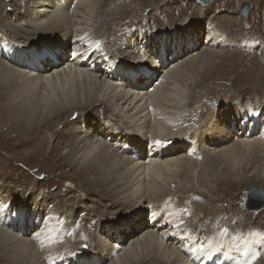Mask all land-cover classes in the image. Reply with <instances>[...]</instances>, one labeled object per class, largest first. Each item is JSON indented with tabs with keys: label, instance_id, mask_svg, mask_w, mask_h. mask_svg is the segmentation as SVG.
<instances>
[{
	"label": "bare ground",
	"instance_id": "6f19581e",
	"mask_svg": "<svg viewBox=\"0 0 264 264\" xmlns=\"http://www.w3.org/2000/svg\"><path fill=\"white\" fill-rule=\"evenodd\" d=\"M109 3L110 0H31L28 4L26 2V12H20L21 17L12 12L4 16L5 9L0 6V30L14 39L4 38L3 34L0 36V102H8L5 108H8L10 114L20 109L25 116L12 124L22 132V138L16 143L28 145L30 150L33 145V150L39 149L41 152L52 148L54 151L55 147L60 148L62 142H65L61 148H68L65 154L70 165L79 169L78 173L94 175L92 181L95 186L81 189L85 193L95 190L106 198L105 201H111L112 207H108L110 213L127 212L114 218L109 215L105 206L98 204L102 200H94L96 203H92L101 209L99 214L104 225L102 237L98 239L101 250L94 254L87 251L83 254L76 253L77 260L74 264L103 262L108 237H112L114 241L110 254L114 251L115 256L111 264H132L129 260H134V264H146L149 261L145 260L147 258L155 264H236L238 258L230 256L231 254L219 256L211 249L202 256L204 242L200 241L203 242L201 246L196 236L187 228L178 227L183 220V217L182 220L179 217L181 212L178 206L171 200L161 204H156L155 201L159 200V195L168 192L169 181L175 178V182L177 175L184 176L188 182L189 178L191 181L197 178L202 183L199 187H207L209 178H203L206 172L216 175L222 171L223 175L228 173L235 176L234 173L243 171L244 166L253 159L264 164V121L261 115H241L242 109L233 110L232 106L226 104L222 106V110L214 113L215 117L208 116L204 122L206 126H200L199 131L186 134L183 127L190 109L192 113L194 111L190 107L193 103L190 106L188 104L191 83L196 81L200 73L209 72L219 63L218 68H225V54L231 49L226 44L229 40L225 39V29L236 38L235 42L243 36V29L238 28L236 20L225 15L215 16L210 22L204 21L201 25L197 22L183 24L185 28L177 29L176 26L169 25L166 30L155 33L152 39H145L142 35L138 39L135 36L134 43L129 45L131 50L122 52L123 55L129 54L123 61L121 55L118 56L110 49L111 45L106 44L103 36L94 35L93 29L96 28L91 24L104 13V7ZM98 5L102 9L99 14L96 13ZM69 11L74 13L70 14ZM74 15L78 17L75 18ZM73 19L77 22L73 21L75 27H83L82 33L77 35L79 40L71 43ZM107 23L102 21L100 24L106 27ZM244 25L251 26L248 18H245ZM34 37V42L23 44ZM140 43L143 47L139 46ZM137 56L143 59L134 63L132 60L137 59ZM217 78L222 79L223 76ZM258 84L264 87L260 80ZM32 96L35 98L31 99ZM26 97L31 99L29 104H25L29 100ZM197 107H202V103L197 104ZM94 110L98 112L95 113ZM101 110L107 111L108 115L102 117ZM72 114H77L78 118L68 123L71 128L70 138L67 141L57 140L59 136H69V131H58V136L54 138L57 124L61 123L62 118L67 115L71 117ZM240 117L243 119L237 129L235 120ZM37 128L38 131L41 129L45 142L38 141L34 135ZM45 128L53 129V132L44 130ZM201 175L202 179L199 180ZM232 178L219 175L218 181L237 184L238 181ZM86 179L88 180L87 177ZM240 179L239 182L243 184L254 181L255 177L247 176L245 182ZM257 180L264 181V171ZM101 184L105 187L97 189V185ZM177 184L179 185L178 182ZM185 188L195 189L196 186L195 183L194 186L187 183ZM1 189L10 197L14 194L4 186ZM171 191L173 192L172 189ZM59 192L53 193V197H58ZM50 202L51 198L46 195L37 197L31 202L34 205L31 209L26 210L20 204L16 213L8 211L2 205L3 201L0 203V263L43 264L35 259L37 253L35 254L33 244L27 237L19 234L26 232V236H31L35 232L39 241L53 239L50 235L57 231L55 228L58 225L48 220L52 214L49 215L45 205ZM85 206L90 207V204ZM59 207L64 208V204ZM147 209L150 210L147 212ZM44 211L46 219L44 217L41 223L38 219ZM59 231L58 229V234ZM107 243L109 245L111 242ZM213 245H216L215 242H211L209 246ZM51 246L56 248L51 243L46 249L49 250ZM201 247L203 250H200ZM224 247L225 245L223 249ZM187 248L188 254L185 253ZM13 253H17L16 257L12 256ZM121 256L128 260H121ZM237 256L240 257L239 254Z\"/></svg>",
	"mask_w": 264,
	"mask_h": 264
},
{
	"label": "rangeland",
	"instance_id": "374dc122",
	"mask_svg": "<svg viewBox=\"0 0 264 264\" xmlns=\"http://www.w3.org/2000/svg\"><path fill=\"white\" fill-rule=\"evenodd\" d=\"M29 1L31 0H0V6L5 9L4 16H7V14L12 12L15 16L17 15V17H21L22 13L20 12H26V7ZM243 1H248L251 5L250 11L247 14L248 16L246 17L245 15H242L241 3ZM106 7H104V13L100 14L98 17L95 16L97 21L91 23L96 28L95 30L93 29L94 35L97 37L103 36L106 44H110L112 47L110 49L118 54V56L121 55L122 57L120 58L123 61L127 56H129V54H124V56L122 52L131 50L129 45L134 43L135 36H138V39L141 35L144 36L145 39H152V36L155 33L161 30H166V28L170 27L169 25L176 26L177 29L180 27L185 28L186 26L184 27L183 24L188 25L197 22L198 25H201L202 22L204 24V21L210 22L215 18V16L223 17L225 15L231 19L233 18V20H236L238 28L243 29V36H240L239 39L237 38L238 42H235L236 38L232 37L231 32L225 29V39L227 41L229 40L226 44L229 49L231 48L230 50L228 49L229 51H226L225 54L227 55L223 62L224 64L226 63L225 68H218L220 67L219 63L209 72L205 71L200 73L196 81L191 83L192 87L189 92L188 104L189 106L192 103L194 104L190 106L194 111L192 113V110L190 109V114H187L185 125L183 126L185 129H183L186 134L196 130L199 131V129H201L200 126H206L204 125V122L207 120L208 116L212 118L215 117L216 112L218 110H222V106L226 104L232 106L233 110H236L237 108L239 110L242 109L241 115L249 114L257 117L258 115H261L260 117L262 121H264V87H261L258 84L259 80L264 84V0H212V2L209 3H203L201 0H110V3L108 6L106 4ZM96 9V13L98 14L102 11L99 5ZM69 12L70 14L74 13V11ZM76 16L78 17V15H74L75 18ZM245 18H248V22L251 24L250 27H246L244 25ZM73 21L77 24L76 20L73 19L71 23L73 31L70 34L71 43L75 40H79L77 37L82 33L81 28L83 27H75L76 24ZM102 21L108 22L106 27L105 25L101 26L102 24L100 23ZM78 24H80V22H78ZM23 26L25 27L26 24ZM104 27L109 28V30H104ZM2 34L4 38H9V40L11 38V40H14L11 36L9 37V34L5 31L2 32L0 30V36H2ZM36 37L32 38L33 40L31 39L30 42L23 44L29 45L36 40ZM139 46L143 47L141 46V43ZM139 59L143 58H139L137 56V59L132 61L136 63ZM218 76H223V78L218 79ZM254 77H258L260 79L256 80ZM33 97L34 96H32L31 99L35 98ZM26 98L29 100L25 101V104H29L31 99L29 97ZM17 100H19V98ZM200 102L202 103V107H199L198 109L197 104H201ZM7 103L8 102L5 100L3 103L0 102V203L3 201L2 205H5L4 207L11 212H15L20 204H22L23 208H26L27 210L34 206L31 203L34 198L46 195L52 200V202L48 203L49 205H45V207L47 206L46 209L49 211V215L50 213L52 214V217L48 218V220L53 222L56 226L58 225L55 228L57 231L53 233L54 235H50L53 239L47 238V240L44 239V241H39V239L35 236V232L31 233V236H26V232L19 235L27 237L29 242L33 244L35 254L37 253L35 259L39 260V262L43 264H74V261L77 260L76 255L78 253L83 254L84 251L90 252L91 254L98 253L99 250H101L98 239L102 237L101 234L104 228L102 227L103 224L99 214L101 209L98 205L94 204L96 203L94 200H102L98 204L105 206L108 213H110L108 207H112L111 201H105L106 198L97 194L95 190L90 193H85L83 191L85 187L92 188L95 186L92 181L94 175L91 174L86 176L81 172L78 173L79 169L70 165L69 161H67V154H65L66 151H68V148H61L64 147L65 142H62L60 148L55 147L56 149L54 151H52V148L51 150H41V152L39 149L33 150V145H31L32 148L30 150L28 149V145L22 146L21 143L17 144L16 142L22 138V132L20 133V129L17 127L14 128L12 124L14 121L20 120L21 117H25L24 111L17 109V111H12L10 114L8 108H5ZM94 111L95 113L98 112L97 110ZM249 111L251 113H249ZM195 112L197 113L196 115L194 114ZM100 114L102 117H106L108 112L101 110ZM69 115L62 118V120H60L61 123L57 124L54 138L58 136V131H63L64 133L69 131V133H67L69 136H59L60 138L58 137L57 140L67 141V139L71 136V128L68 127V123L76 120L78 117H76L77 114H72L71 117ZM188 118L190 120L189 122ZM242 119L243 117H240L235 120V126L237 129L239 128ZM23 120L25 121V119ZM23 120H21V122H24ZM22 126H20V128H23ZM44 130L49 131L50 129L45 128ZM41 132V129L38 131L37 128L34 135L37 137L38 141L45 142L46 140ZM50 132H53V129L50 130ZM26 135L27 134H25V136ZM27 137L30 138L31 136ZM27 137L26 139H28ZM2 147H4V149H2ZM49 152H52V154H48ZM249 159L251 160L252 157ZM257 159H259V157H257ZM255 161L256 160L254 159L251 160L249 164L244 166L243 171H240L238 174L234 173L235 176L228 175V173L223 175L222 171L217 172L216 175H210L206 172L207 174H204L203 178H209L207 183L208 185L206 184L207 187H199L202 183H199L197 178H195L194 181H191L192 179L189 178L190 181L188 182V179L183 178L184 176L177 175L178 177L176 176L177 180H175V182V178L173 181H169V193H165L167 195H159L157 198L159 200L155 201L156 204H161L163 202L169 203L171 200L176 206H178L181 212L179 217L181 220L183 217L184 220H182L183 222H180V226L178 227L182 226L183 228H187L189 232L196 236L195 238L198 239L199 242L201 240L204 242V253L202 256H204L211 249L214 250V254L218 253L219 256L231 254L230 256L238 258L236 264H264V208L258 211L246 208L249 189L253 187H260L264 189V181L261 182L257 180L260 173L264 171V164L262 161L259 163ZM219 175L225 176L227 179H231L233 177L236 181H238V183H221L218 181ZM247 176L255 177V180L245 182L244 179ZM240 178L243 179L245 183H240ZM198 179L201 180L202 175L199 176ZM184 180H186L185 184L183 183ZM187 183L192 186H194L195 183L196 188L189 190L186 189L185 186ZM203 183V185H205V182ZM176 184L178 185L177 188L179 190L176 188ZM105 185H97V189L101 190V187H105ZM3 186L14 194L10 197L9 194L1 189ZM183 186L184 190H182ZM56 192H59L60 196L58 195L57 197L54 195L53 197V193ZM172 193L174 194V197ZM180 195L182 199H180ZM254 200L258 201L259 199L255 198ZM186 203L188 204L186 205ZM62 204H64V208L59 207ZM87 204H90V207H86L85 205ZM188 208H190L189 211ZM149 210L150 209H147V212ZM189 212H191V214ZM45 213L46 211L43 212V215ZM123 214H127V212H112L109 215H113V217L116 218ZM43 215L41 214L38 219L41 223H43L44 217L46 219V214L44 216ZM224 221H226V223ZM36 224L39 226L38 222H36ZM58 229L60 230V235L58 234ZM32 239L35 240L33 241ZM54 239L57 240L55 241ZM101 240H103V238ZM46 242L49 244H46ZM56 242H58L61 249H59ZM107 242L111 243L108 245ZM107 242L106 249L103 252L104 260L103 262H100V264H111L115 256L113 255L114 251L111 253L112 255L110 254L114 243L113 238L108 237ZM203 242H200L201 246ZM211 242H215L216 245H213L214 247L209 246ZM51 243L53 247L54 245L56 246L58 251L55 247L52 248V246L49 250H47L48 245H51ZM224 245L225 247L223 249ZM203 247H201L202 249L200 248V250H203ZM8 248L11 249L10 246H8ZM235 252L237 255L239 254L240 257L236 254L234 255ZM185 253H189V248L186 249ZM16 254L13 253L12 256L16 257ZM141 255H143V253H141ZM141 255L139 257H141ZM124 258L121 256V260ZM126 259L128 260V258H125V260ZM145 260H149L146 264H155L153 260H150V258ZM259 260L261 263H259ZM129 261L134 264V260ZM0 264L5 263L1 262Z\"/></svg>",
	"mask_w": 264,
	"mask_h": 264
},
{
	"label": "water",
	"instance_id": "95a60500",
	"mask_svg": "<svg viewBox=\"0 0 264 264\" xmlns=\"http://www.w3.org/2000/svg\"><path fill=\"white\" fill-rule=\"evenodd\" d=\"M203 3H209L212 0H201ZM242 5V15H247L250 11L251 5L248 1H243ZM258 198V201L254 199ZM246 208L253 210H261L264 208V189L260 187H253L248 191V201L246 203Z\"/></svg>",
	"mask_w": 264,
	"mask_h": 264
},
{
	"label": "snow or ice",
	"instance_id": "6c2138e0",
	"mask_svg": "<svg viewBox=\"0 0 264 264\" xmlns=\"http://www.w3.org/2000/svg\"><path fill=\"white\" fill-rule=\"evenodd\" d=\"M78 55H81V56H82V55H83V53H78ZM157 143H160V142L158 141Z\"/></svg>",
	"mask_w": 264,
	"mask_h": 264
}]
</instances>
